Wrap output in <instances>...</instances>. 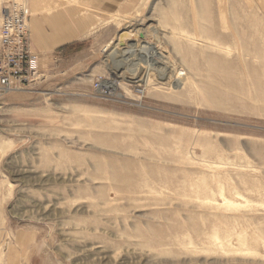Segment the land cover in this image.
<instances>
[{
	"label": "rangeland",
	"instance_id": "rangeland-1",
	"mask_svg": "<svg viewBox=\"0 0 264 264\" xmlns=\"http://www.w3.org/2000/svg\"><path fill=\"white\" fill-rule=\"evenodd\" d=\"M26 1L87 29L0 93V264H264V0Z\"/></svg>",
	"mask_w": 264,
	"mask_h": 264
},
{
	"label": "built area",
	"instance_id": "built-area-1",
	"mask_svg": "<svg viewBox=\"0 0 264 264\" xmlns=\"http://www.w3.org/2000/svg\"><path fill=\"white\" fill-rule=\"evenodd\" d=\"M26 0H0V93L36 83L41 78L30 44V8ZM102 79L95 89L104 92Z\"/></svg>",
	"mask_w": 264,
	"mask_h": 264
},
{
	"label": "crops",
	"instance_id": "crops-1",
	"mask_svg": "<svg viewBox=\"0 0 264 264\" xmlns=\"http://www.w3.org/2000/svg\"><path fill=\"white\" fill-rule=\"evenodd\" d=\"M39 10L34 6L32 10V29L30 30V44L34 54L37 55L39 68L43 70L50 66L55 70L58 61L62 57V47L76 44L74 41L80 40L84 28L87 29L86 22L83 24L81 18L72 16L69 12H58L51 16L50 21L38 17ZM83 31V32H82ZM86 33V30L83 34ZM92 58V57H90ZM86 59L76 65H72L71 70L85 67ZM47 70V69H46ZM67 73V71H65Z\"/></svg>",
	"mask_w": 264,
	"mask_h": 264
},
{
	"label": "bare ground",
	"instance_id": "bare-ground-1",
	"mask_svg": "<svg viewBox=\"0 0 264 264\" xmlns=\"http://www.w3.org/2000/svg\"><path fill=\"white\" fill-rule=\"evenodd\" d=\"M224 9H225V7H224ZM123 37H124V35H122V38ZM120 43H121V45L125 44L124 41H121ZM122 48L126 49V52L128 53V55H126V56H132V58H133V56L136 57V58L139 57V56H142L145 60L150 61V64H152V67L154 65H158L157 64L158 63L157 59H158V57L160 58L161 55H159L157 53V51L153 50V48L151 46L147 45V44L140 45L138 40H136V43H135V45L133 47H128V45H126V46L124 45V47H122ZM244 54H248V51L244 52ZM141 81L147 82L146 77L145 78L143 77V80H141ZM102 85L104 86L105 89L112 90V92H113V90L115 89V86H116L114 83L106 82V81H104V83Z\"/></svg>",
	"mask_w": 264,
	"mask_h": 264
},
{
	"label": "trees",
	"instance_id": "trees-1",
	"mask_svg": "<svg viewBox=\"0 0 264 264\" xmlns=\"http://www.w3.org/2000/svg\"><path fill=\"white\" fill-rule=\"evenodd\" d=\"M62 50H65V49H72V47H70V45H67V46H64L61 48Z\"/></svg>",
	"mask_w": 264,
	"mask_h": 264
},
{
	"label": "water",
	"instance_id": "water-1",
	"mask_svg": "<svg viewBox=\"0 0 264 264\" xmlns=\"http://www.w3.org/2000/svg\"><path fill=\"white\" fill-rule=\"evenodd\" d=\"M143 36H144V35L141 33V34H140V37H143Z\"/></svg>",
	"mask_w": 264,
	"mask_h": 264
}]
</instances>
